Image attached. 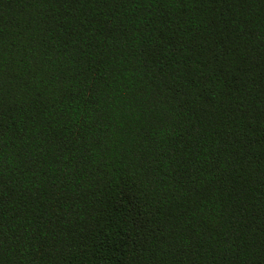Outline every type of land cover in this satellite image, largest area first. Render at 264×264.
Segmentation results:
<instances>
[{
    "label": "trees",
    "instance_id": "obj_1",
    "mask_svg": "<svg viewBox=\"0 0 264 264\" xmlns=\"http://www.w3.org/2000/svg\"><path fill=\"white\" fill-rule=\"evenodd\" d=\"M0 264H264V0H0Z\"/></svg>",
    "mask_w": 264,
    "mask_h": 264
}]
</instances>
